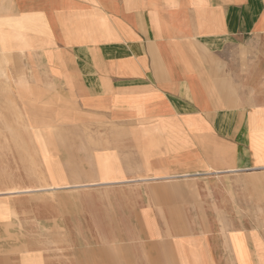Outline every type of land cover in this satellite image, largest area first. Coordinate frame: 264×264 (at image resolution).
Returning a JSON list of instances; mask_svg holds the SVG:
<instances>
[{"label":"crops","instance_id":"0c3cea01","mask_svg":"<svg viewBox=\"0 0 264 264\" xmlns=\"http://www.w3.org/2000/svg\"><path fill=\"white\" fill-rule=\"evenodd\" d=\"M0 52L45 164L0 264H264V0H0Z\"/></svg>","mask_w":264,"mask_h":264},{"label":"rangeland","instance_id":"374dc122","mask_svg":"<svg viewBox=\"0 0 264 264\" xmlns=\"http://www.w3.org/2000/svg\"><path fill=\"white\" fill-rule=\"evenodd\" d=\"M7 64L0 52V221L13 219L12 229L18 234L15 241H20V232L16 231L21 230L20 212L15 208L10 211L8 206H25L22 196L36 191L39 183L44 182L45 164L41 148L35 145L38 136L24 125L18 100L13 97ZM18 245L15 242L14 248Z\"/></svg>","mask_w":264,"mask_h":264},{"label":"bare ground","instance_id":"6f19581e","mask_svg":"<svg viewBox=\"0 0 264 264\" xmlns=\"http://www.w3.org/2000/svg\"><path fill=\"white\" fill-rule=\"evenodd\" d=\"M5 73V72H4ZM18 82V81H17Z\"/></svg>","mask_w":264,"mask_h":264}]
</instances>
